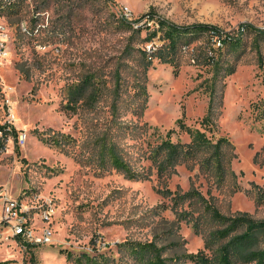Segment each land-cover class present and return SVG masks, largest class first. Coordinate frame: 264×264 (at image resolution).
Wrapping results in <instances>:
<instances>
[{"label": "rangeland", "instance_id": "1", "mask_svg": "<svg viewBox=\"0 0 264 264\" xmlns=\"http://www.w3.org/2000/svg\"><path fill=\"white\" fill-rule=\"evenodd\" d=\"M148 12L180 25L211 24L232 40L220 44L210 31L186 36L174 64L153 58L145 73L143 50L164 44L161 31L150 35L155 19L138 30ZM6 19L12 40L0 66V191L28 206L33 222L50 204L54 242L31 245L2 228L0 264H140L133 245L149 241L165 246L168 259L197 253L215 224L201 201L180 203L168 188H197L223 214L264 219V204L255 201L264 189V0H23ZM21 20L33 34L19 31ZM179 119L214 141L227 136L236 176L218 184L185 164L159 175L151 147L170 129L172 141H190ZM114 154L137 178L114 165ZM199 215L205 232L196 231ZM169 262L196 264L184 256Z\"/></svg>", "mask_w": 264, "mask_h": 264}, {"label": "trees", "instance_id": "2", "mask_svg": "<svg viewBox=\"0 0 264 264\" xmlns=\"http://www.w3.org/2000/svg\"><path fill=\"white\" fill-rule=\"evenodd\" d=\"M23 0L19 1L14 9L9 13L11 18L17 13L18 6ZM152 19H155V28L150 33L151 37L161 31L164 44L157 47L150 54L143 50L150 57L146 62L144 71L146 73L152 64L153 58H158L163 63L174 64L175 56L179 49V43L186 36L197 34L202 31H210L212 35L218 36L219 42L231 41L232 37L223 36L222 31L214 25L207 23H194L191 25H180L165 18L156 17L153 12L145 13L139 21V31L142 29L141 22L145 21L146 25ZM245 24L242 25L244 28ZM254 27L252 25H248ZM146 27H150L147 25ZM260 30V29H258ZM264 32V30L262 31ZM241 33V31H240ZM142 92L148 96L146 85H143ZM147 98L145 99V103ZM145 104H143V109ZM143 111V110H142ZM181 129L190 137L189 142H174L170 136L174 129L167 133V139L160 144L152 146L149 158L152 166L157 169L161 176L171 174L179 164H185L189 169L197 168V174H202L213 180L214 183L220 184L229 175L236 176L231 167L233 158L236 157L235 146L227 136H221L217 140H212L205 131L200 128L187 126L178 120ZM202 124L207 127L211 125L210 115L202 119ZM114 165L125 172L129 178H137L128 163L114 154ZM258 187V185L254 184ZM253 192V190H251ZM166 195L176 194L175 199H181L180 203L189 201L191 205L193 200L196 203L201 201L203 212L209 215L210 222L215 227L207 232L202 228L200 215L195 218L196 231L204 233V248L197 253L176 254L172 258L162 256L161 252L165 246L159 247L155 241L145 243H136L133 245V252L139 257L140 264H171L170 260H178L181 256L188 258L196 264H264V219H256L249 212H237L232 215L223 214L210 199L200 192L197 188L177 194L178 191L166 189ZM258 206L264 204V189H260L255 196ZM192 213V210L186 212ZM176 245V242H172Z\"/></svg>", "mask_w": 264, "mask_h": 264}, {"label": "built area", "instance_id": "3", "mask_svg": "<svg viewBox=\"0 0 264 264\" xmlns=\"http://www.w3.org/2000/svg\"><path fill=\"white\" fill-rule=\"evenodd\" d=\"M21 0H0V66L8 60L9 45L12 40V29L6 17L16 7ZM39 12L33 14V18H38ZM122 16L127 20L131 17V10L125 6L122 11ZM19 31L23 34H33L34 27H31L28 21H20ZM43 24H35L36 30H39ZM1 83V74H0ZM8 134L15 131V116L11 105L8 103ZM6 126H0V144L3 143ZM10 137L8 136V141ZM27 140V134H20L18 137L19 144H24ZM32 210L26 205L21 204L18 200L12 199L4 195L0 191V236L2 235V228L11 232L12 236L18 240L31 245L39 244H53L54 231L49 223V219L54 212V208L48 204L40 214L38 222H33L30 217ZM8 236V235H6Z\"/></svg>", "mask_w": 264, "mask_h": 264}, {"label": "bare ground", "instance_id": "4", "mask_svg": "<svg viewBox=\"0 0 264 264\" xmlns=\"http://www.w3.org/2000/svg\"><path fill=\"white\" fill-rule=\"evenodd\" d=\"M53 250H51V252H52ZM54 253V252H53ZM48 254H50V253H48ZM52 254V253H51Z\"/></svg>", "mask_w": 264, "mask_h": 264}]
</instances>
